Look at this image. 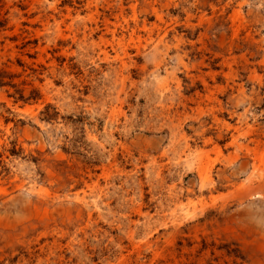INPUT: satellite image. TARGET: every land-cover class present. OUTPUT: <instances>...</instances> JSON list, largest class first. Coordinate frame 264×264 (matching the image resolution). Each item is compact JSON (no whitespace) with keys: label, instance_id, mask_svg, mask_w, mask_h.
I'll return each instance as SVG.
<instances>
[{"label":"rangeland","instance_id":"obj_1","mask_svg":"<svg viewBox=\"0 0 264 264\" xmlns=\"http://www.w3.org/2000/svg\"><path fill=\"white\" fill-rule=\"evenodd\" d=\"M0 264H264V0H0Z\"/></svg>","mask_w":264,"mask_h":264},{"label":"trees","instance_id":"obj_2","mask_svg":"<svg viewBox=\"0 0 264 264\" xmlns=\"http://www.w3.org/2000/svg\"><path fill=\"white\" fill-rule=\"evenodd\" d=\"M20 99L24 101V97H23V96H21V98H20Z\"/></svg>","mask_w":264,"mask_h":264}]
</instances>
